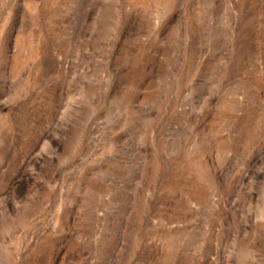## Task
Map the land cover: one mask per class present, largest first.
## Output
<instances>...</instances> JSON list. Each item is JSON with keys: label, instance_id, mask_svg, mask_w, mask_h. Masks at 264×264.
Instances as JSON below:
<instances>
[{"label": "rangeland", "instance_id": "374dc122", "mask_svg": "<svg viewBox=\"0 0 264 264\" xmlns=\"http://www.w3.org/2000/svg\"><path fill=\"white\" fill-rule=\"evenodd\" d=\"M0 264H264V0H0Z\"/></svg>", "mask_w": 264, "mask_h": 264}]
</instances>
